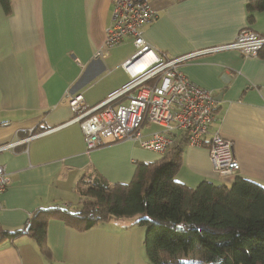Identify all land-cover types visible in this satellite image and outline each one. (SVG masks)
<instances>
[{"label":"crops","instance_id":"0c3cea01","mask_svg":"<svg viewBox=\"0 0 264 264\" xmlns=\"http://www.w3.org/2000/svg\"><path fill=\"white\" fill-rule=\"evenodd\" d=\"M9 1V12L0 5V146L18 143L0 150L10 177L0 195V234L22 228L39 208H75L88 179L128 183L137 162L165 155L131 140L86 150L79 124L70 122L66 92H81L93 106L130 80L121 63L136 50L132 38L103 46L111 0ZM148 1L156 15L141 27L142 38L169 57L229 43L243 28L264 34V10L249 9L250 0ZM179 68L211 91L214 107L204 144L183 141L176 179L194 187L203 180L230 184L237 175L264 185V57L225 49L191 57ZM143 125L145 135L161 129ZM215 131L232 142L235 174L213 169L207 143ZM136 217L112 216L85 230L51 219L50 256L23 234L0 244V264H151L144 227L132 224Z\"/></svg>","mask_w":264,"mask_h":264},{"label":"trees","instance_id":"16d2710c","mask_svg":"<svg viewBox=\"0 0 264 264\" xmlns=\"http://www.w3.org/2000/svg\"><path fill=\"white\" fill-rule=\"evenodd\" d=\"M0 5L9 12V0ZM247 7L264 10V0H250ZM257 55L264 57V44ZM184 140L181 133L161 159L137 162L128 183L88 179L78 190L74 212L39 208L22 228L2 232L0 244L25 234L50 256L46 231L51 219L85 230L112 216H137L132 224L144 227L151 264H264V185L237 175L230 184L203 180L190 187L178 181Z\"/></svg>","mask_w":264,"mask_h":264},{"label":"built area","instance_id":"2783aa9c","mask_svg":"<svg viewBox=\"0 0 264 264\" xmlns=\"http://www.w3.org/2000/svg\"><path fill=\"white\" fill-rule=\"evenodd\" d=\"M111 1L112 22L105 29L103 46L118 44L127 36L132 38L136 50L121 63L130 74V80L100 103L88 106L81 92H66L73 113L70 122L79 124L86 150L109 141L131 140L146 150L165 154L176 133H183L189 145H203L204 135L213 120L214 97L209 89L188 79L180 65L199 54L225 49L255 56L264 44V34L243 28L229 43L169 57L156 52L142 38L141 27L156 15L148 0ZM95 53L100 55V49ZM144 55H150V60L143 67L135 68L136 61ZM144 122L161 129L145 135L141 132ZM17 143L18 140L3 144L0 150ZM207 145L214 171L220 175L235 174L239 164L233 155L232 142L215 131ZM9 180L4 166L0 165V195Z\"/></svg>","mask_w":264,"mask_h":264},{"label":"bare ground","instance_id":"6f19581e","mask_svg":"<svg viewBox=\"0 0 264 264\" xmlns=\"http://www.w3.org/2000/svg\"><path fill=\"white\" fill-rule=\"evenodd\" d=\"M150 60V55H144L142 58H139L135 63V68H141Z\"/></svg>","mask_w":264,"mask_h":264},{"label":"rangeland","instance_id":"374dc122","mask_svg":"<svg viewBox=\"0 0 264 264\" xmlns=\"http://www.w3.org/2000/svg\"><path fill=\"white\" fill-rule=\"evenodd\" d=\"M148 124V123H147ZM144 126V125H143ZM76 206H75V208H73L72 206L71 207H69L70 209H69V211L70 212H74L75 210H76V208L78 207V201H77V203L75 204ZM74 209V210H73Z\"/></svg>","mask_w":264,"mask_h":264}]
</instances>
